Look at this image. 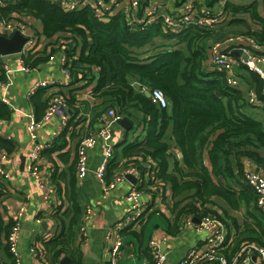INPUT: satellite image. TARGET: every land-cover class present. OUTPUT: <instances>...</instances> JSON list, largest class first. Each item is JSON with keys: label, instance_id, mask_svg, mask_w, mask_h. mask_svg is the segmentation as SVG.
Wrapping results in <instances>:
<instances>
[{"label": "trees", "instance_id": "obj_1", "mask_svg": "<svg viewBox=\"0 0 264 264\" xmlns=\"http://www.w3.org/2000/svg\"><path fill=\"white\" fill-rule=\"evenodd\" d=\"M175 1L181 4L185 0ZM219 1H196V5L199 10L212 11ZM244 1L248 2L224 0L223 12L233 16L229 20L232 24L244 23V18L239 15L248 14L260 27L251 30L248 26L245 33L264 44V17L258 12L257 0ZM6 5V8H0L3 16L11 12L39 19L45 38L59 33L68 34L61 41L57 39L47 43L48 48L45 46L39 54L24 56L27 65L35 67L47 60L49 54L62 51L70 60L71 74L77 72L88 81L94 79V92L109 96L107 110L116 108L122 116H130L128 108L135 107L141 111L145 135L141 140L135 139L126 145L124 153L130 161L122 167L134 165L140 177L152 172L151 187H171L173 221L172 227L167 228L169 235L180 230L183 217L210 213L233 221L232 227L238 232L231 252L247 241L264 246V217L256 207L252 189L241 180L244 159L264 172V119L252 111L257 110L260 104L248 105L244 101L246 91L243 94L240 89L242 83L252 86L259 103L264 105L261 80L257 74L243 69L241 76L243 72L247 73L250 81L243 76L245 79L238 88L229 87L220 73L204 67L206 49L196 45L192 47L191 41L199 36L210 38V30L189 25L180 32L171 33V36L178 35L180 41L186 40L189 56L180 49H171L157 52L147 60L138 58L132 49L143 46L150 36L161 33V20L145 30L132 32L122 13H116L107 20L98 19L89 6L66 10L55 0H14ZM77 48L80 49L78 55ZM127 75L137 77L138 91L127 80ZM155 88L161 89L167 97L169 110L159 108L144 94V91ZM70 98H64L66 105L76 112L73 107L75 100ZM9 114L10 108L0 100V119L8 118ZM35 119L40 120L38 117ZM0 147L7 154L14 150L13 143L2 137ZM177 151L180 157L176 155ZM204 154L209 167L204 163ZM122 167L117 168V164L110 160L106 178L110 179L114 171ZM4 195L5 186L0 181V200ZM72 200L67 232L44 242L45 251L51 253L53 261L68 251L73 231L79 227L82 206L75 197ZM240 210H245L247 223L242 221L240 224L229 217L231 212ZM67 213H57L52 209V216L59 221H63L64 215L67 218ZM13 222L14 219L5 224L0 214V234L4 233L6 243ZM6 247L10 254L8 244ZM228 258L230 260V256Z\"/></svg>", "mask_w": 264, "mask_h": 264}, {"label": "crops", "instance_id": "obj_2", "mask_svg": "<svg viewBox=\"0 0 264 264\" xmlns=\"http://www.w3.org/2000/svg\"><path fill=\"white\" fill-rule=\"evenodd\" d=\"M87 1L90 3L94 0ZM193 1L203 2V0ZM223 1L215 3L212 9L215 14H221L222 19L212 31L211 37L199 36L200 38L195 37L191 41L192 47L196 45L206 49V58L204 57L206 60L203 66L208 70H211L208 64L209 47L215 40L223 38L230 31L244 35L243 39H245L251 35L245 33L248 26L251 30L260 27L248 14L239 15L244 18V23H230L229 20L233 16L230 14L229 17V14L223 12ZM178 2L175 0H140L137 18L140 20L145 17L152 4L157 6L158 16L173 13L180 5ZM123 4L117 2L114 5L113 13H120ZM6 7L7 5L0 6L1 9ZM1 9V18L15 19L24 24L27 33L34 37V50L38 54L45 46L48 48L47 43L57 39L61 41L62 37L68 35L59 33L51 38H45L41 33L39 19L28 14L19 15L11 12L3 16ZM257 9L259 14L264 17L263 0H257ZM134 25L129 27L132 32H136L138 29L145 30L140 29L137 23ZM161 28V33L158 32L150 36V40L143 46L132 49L138 58L148 60V57L157 52L171 49H180L185 56L190 55V48L187 47L186 40L180 41L178 35L171 36V33L177 32L164 31L162 25ZM196 29L198 28L196 27ZM166 34H170V36ZM79 50V48L76 49L77 55ZM261 50L264 52V44H261ZM53 55L55 58L41 61L35 68L28 71L19 70L20 53L0 55V64H6L12 69L9 73L11 84L6 89L0 88V96L4 95L6 99V101H1L10 108L9 117L1 120L0 137L10 140L14 145V150L9 154L0 147V168L8 174V177L1 181L5 186V195L0 200V214L5 224L15 218L19 219L16 244L21 264H59L63 257L69 259V262L65 264H107L108 242L105 240V236L109 230L117 228L127 213L129 203L125 198V193L133 186L139 189L140 200L146 205L148 204L149 210L146 211V219L140 226L116 231L123 241L119 264H140L142 260L152 263L148 242L151 239H161L163 236H167V245L162 247L167 252V262L177 263L190 248L203 244L205 233L196 231L192 224H188L185 227L182 226L174 235H169L167 228L172 227L173 221L172 192L169 185L164 188L151 187L149 180L152 172L148 171L143 177L134 174L137 178L136 183H132L126 178L104 195L101 183L96 176V171L103 159V147L100 141L88 149L86 176L83 179H77L74 169L77 144L83 136L97 130L101 123L109 118L106 110L110 101L109 96L104 95L103 92H94L93 88L96 85L94 79L85 83L77 72L71 75L62 73L59 63L60 52ZM94 72L96 73L97 69ZM243 76L247 79L249 75L243 72ZM0 78H4L2 69ZM126 78L138 91L139 89L134 87L135 84H138L137 77L127 75ZM40 80H54L56 83L46 88H37L33 93L30 92V89ZM247 80L250 81V79ZM240 87L245 94L247 84L242 83ZM54 92H59L64 98L71 97L72 101L74 99L73 107L76 112L69 108L65 102L63 110L68 115V123L62 124L58 115H53L48 120H42L34 129L35 138L33 139L27 129L28 115L31 114L41 120L50 96ZM169 107L170 103L168 110ZM258 107L257 110L252 111L254 114L256 111L264 119V105L260 103ZM261 107L263 108L261 109ZM128 111L130 116H123L127 117L133 126L126 131L115 122L110 129V142L114 148L111 160L117 164V168L130 161V158L124 153L126 145L135 139L141 140L146 132L141 111L135 107L128 108ZM37 144L41 146V149L39 150L38 177H35L28 172L27 166ZM205 153L207 152L205 151ZM262 153L264 155V152ZM176 155L180 157L178 151ZM203 158L204 163L209 167L207 155L204 154ZM243 161L247 163V166L259 169L250 160L244 159ZM259 170L261 171V169ZM73 197L82 207L84 204H90L92 207L91 217L85 228V238L75 228L68 251L62 253L57 261H53L51 253L45 251L44 242L57 234L67 232ZM20 208L23 210L18 215ZM53 208L57 213L63 214L68 211L67 218L65 215L63 221L54 218L52 216ZM112 238H114L113 234ZM6 244L4 233H1L0 264H13L12 255L8 253Z\"/></svg>", "mask_w": 264, "mask_h": 264}, {"label": "built area", "instance_id": "obj_3", "mask_svg": "<svg viewBox=\"0 0 264 264\" xmlns=\"http://www.w3.org/2000/svg\"><path fill=\"white\" fill-rule=\"evenodd\" d=\"M14 0H0V6H5ZM59 5L66 10H75L84 6H89L93 15L98 19H108L114 15V5L118 2L123 4L120 13L124 15L126 25L129 27L135 26L137 23L140 29H146L149 25L157 20H161V25L164 31L180 32L189 25H195L199 28L210 30L211 32L216 28L217 24L222 19L221 14H215L209 9L199 10L196 2L185 0L178 9L173 13H165L158 16L157 6L152 4L151 8L146 12L142 19L137 18V11L140 8V0H94L88 2L87 0H55ZM18 30L26 36L27 40L24 43L20 52V67L19 70L28 71L35 67L27 65L24 61V56L28 54H36L34 50V37L27 33L26 27L18 20L10 18H0V34L10 36ZM242 34L228 33L223 38L215 40L209 47L208 64L211 70L220 73L225 84L229 87L238 88L243 81L240 71L246 69L252 73L257 74L261 80V94L264 96V52L261 50V44L253 37L247 36L245 39ZM234 51H239L235 56ZM77 57V55H75ZM55 58L53 54H49L48 59ZM60 71L67 75H71L70 60L61 51L59 56ZM3 70L4 78H0V88L6 89L10 84V75L12 71L6 64H0V70ZM86 83L88 80L83 79ZM54 80H40L30 89L34 92L37 88H46L55 84ZM248 86V85H247ZM149 91V90H148ZM151 101L159 108H168L169 101L161 89L155 88L149 91ZM0 100H5L4 95L0 96ZM248 105L257 106L259 100L256 91L252 86H248L246 90L245 100ZM65 104L64 98L59 92L51 94L45 112L41 120H36L35 117L29 114V123L27 129L31 138H35L34 129L42 120H48L53 115L60 116L61 123L66 124L68 120L67 113L63 110ZM108 119H105L101 126L89 135L83 136L78 142L75 155V174L77 179H83L88 171V149L91 148L97 141H100L103 147V159L100 163L96 176L101 183L102 193L108 194L116 185L126 179L127 174H138L137 168L134 165H126L112 174L110 179L106 178V169L109 161L113 156V145L111 139V127L122 115L117 113L115 108H108ZM0 119V123H1ZM40 145H36L34 151L31 153L30 162L27 166L28 172L33 176L38 177L39 165V150ZM244 163V161H243ZM8 177V174L0 168V181ZM242 182L248 185L255 196V204L260 213L264 217V172L259 169L247 166L244 163ZM125 198L129 203L127 213L124 215L117 228L109 230L105 236L108 242V259L107 264H119V258L122 252V237L116 232L118 229H132L140 226L146 219V211L149 209L140 200V191L136 187H132L125 193ZM20 208L18 215L22 212ZM92 207L90 204H84L82 207V214L80 217V224L78 230L85 238L86 224L91 217ZM192 216H185L181 219L180 227L192 224L196 231L205 233L203 244L198 247L190 248L184 257H182L175 264H264V246L255 241H247L241 243L239 248L231 252L234 241L237 238L234 227L230 225L227 220H223L213 214H200L199 222H193ZM18 218L14 219L13 225L7 237V244L10 254L12 255L13 264H21L16 238L19 230ZM112 234L114 238H112ZM167 245V236L161 239H151L148 242V247L152 255V263L147 260H142L140 264H167V252L163 250V246ZM34 250V248H33ZM255 256V260L252 256ZM230 256V260L228 258Z\"/></svg>", "mask_w": 264, "mask_h": 264}, {"label": "water", "instance_id": "obj_4", "mask_svg": "<svg viewBox=\"0 0 264 264\" xmlns=\"http://www.w3.org/2000/svg\"><path fill=\"white\" fill-rule=\"evenodd\" d=\"M26 40H27L26 36L20 33V31L18 30H15L10 36H5L0 34V55L6 56V55L20 53ZM233 54L237 56L239 54V51H234ZM134 87H136L137 89L140 88L138 84H135ZM144 94L148 97L150 96V92L148 90L144 91ZM116 123L126 131H128L133 126L132 122L127 117L124 116L119 117L116 120ZM126 178L132 181V183H136L137 181L135 175L131 173L127 174ZM192 220L193 222H199V219H197L196 217H193ZM252 259L255 260L254 255L252 256ZM68 260L69 259L67 257H63L60 260L59 264H65L69 262ZM167 264H170V262L168 261Z\"/></svg>", "mask_w": 264, "mask_h": 264}, {"label": "rangeland", "instance_id": "obj_5", "mask_svg": "<svg viewBox=\"0 0 264 264\" xmlns=\"http://www.w3.org/2000/svg\"><path fill=\"white\" fill-rule=\"evenodd\" d=\"M189 1H193V0H189ZM230 33H232L231 31H230ZM262 109V108H261ZM146 186H147V183H146ZM160 198V197H159ZM245 213V210L244 211H242V210H240V211H238V212H231V215L229 216V217H231V218H233V219H235L238 223H240L241 224V222L242 221H245L246 223H247V220H246V214H244ZM229 219V218H228ZM229 221V223L231 224V226H232V223H233V221L232 220H228ZM166 226V225H165ZM236 232H238V231H236ZM238 237H241V235H239Z\"/></svg>", "mask_w": 264, "mask_h": 264}]
</instances>
